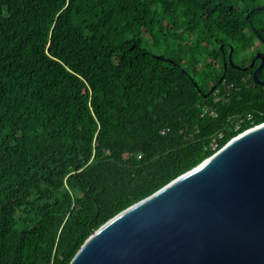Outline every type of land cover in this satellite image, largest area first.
Masks as SVG:
<instances>
[{
	"label": "trees",
	"instance_id": "trees-1",
	"mask_svg": "<svg viewBox=\"0 0 264 264\" xmlns=\"http://www.w3.org/2000/svg\"><path fill=\"white\" fill-rule=\"evenodd\" d=\"M258 36L264 0H0V264H70L264 124V87L228 61Z\"/></svg>",
	"mask_w": 264,
	"mask_h": 264
},
{
	"label": "water",
	"instance_id": "water-1",
	"mask_svg": "<svg viewBox=\"0 0 264 264\" xmlns=\"http://www.w3.org/2000/svg\"><path fill=\"white\" fill-rule=\"evenodd\" d=\"M232 53L238 70L260 60L252 78L264 87V54L238 67ZM70 264H264V124L92 230Z\"/></svg>",
	"mask_w": 264,
	"mask_h": 264
},
{
	"label": "flooded vegetation",
	"instance_id": "flooded-vegetation-1",
	"mask_svg": "<svg viewBox=\"0 0 264 264\" xmlns=\"http://www.w3.org/2000/svg\"><path fill=\"white\" fill-rule=\"evenodd\" d=\"M261 53L264 54V51H262ZM259 64H260V60H257V61H256V64H255V67H254V69H253V71L256 69V67H257Z\"/></svg>",
	"mask_w": 264,
	"mask_h": 264
},
{
	"label": "built area",
	"instance_id": "built-area-1",
	"mask_svg": "<svg viewBox=\"0 0 264 264\" xmlns=\"http://www.w3.org/2000/svg\"><path fill=\"white\" fill-rule=\"evenodd\" d=\"M249 118H251V117H249Z\"/></svg>",
	"mask_w": 264,
	"mask_h": 264
}]
</instances>
